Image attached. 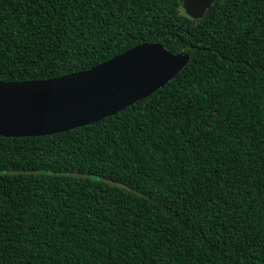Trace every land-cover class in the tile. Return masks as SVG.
<instances>
[{
    "label": "trees",
    "instance_id": "obj_1",
    "mask_svg": "<svg viewBox=\"0 0 264 264\" xmlns=\"http://www.w3.org/2000/svg\"><path fill=\"white\" fill-rule=\"evenodd\" d=\"M182 2L0 0V80L189 54L114 115L0 136V264H264V0Z\"/></svg>",
    "mask_w": 264,
    "mask_h": 264
},
{
    "label": "water",
    "instance_id": "obj_2",
    "mask_svg": "<svg viewBox=\"0 0 264 264\" xmlns=\"http://www.w3.org/2000/svg\"><path fill=\"white\" fill-rule=\"evenodd\" d=\"M213 1L183 0L182 8L198 19ZM188 60L189 54H174L161 43L142 42L70 74L41 80H0V136L50 135L114 115L163 86ZM109 182L128 188L124 183Z\"/></svg>",
    "mask_w": 264,
    "mask_h": 264
}]
</instances>
